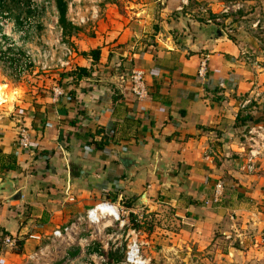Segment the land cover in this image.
<instances>
[{"label":"crops","instance_id":"0c3cea01","mask_svg":"<svg viewBox=\"0 0 264 264\" xmlns=\"http://www.w3.org/2000/svg\"><path fill=\"white\" fill-rule=\"evenodd\" d=\"M168 4L174 13L176 5ZM172 24L185 33L162 36L158 45L126 57L101 51L87 76L74 83L63 76L64 96L45 93L30 104L17 99L11 109L0 108V188L14 191L0 194V264H31L38 241L29 234L55 240V229L70 227L61 235L66 240L83 212L130 196L156 216L169 210L171 223L186 228L194 222L200 233L195 231L189 241L192 248L198 246L194 255L205 240L207 252L220 260L207 258L202 264H231L234 259L243 264L255 254L247 236L252 219L259 216L263 226L258 209L264 193L261 177L256 180L241 170L249 153H243L245 142L238 135L246 125L235 124L240 105L235 96L248 73L245 47L229 37L213 41L206 27L193 21ZM131 65L145 72L148 97L143 100L127 93L125 74ZM201 65L204 75L199 76ZM23 128L30 150L17 143ZM225 177L230 184L210 207L212 184L217 179L226 184ZM233 233L244 237L240 249L229 248L226 255L217 242ZM171 234L181 243L163 244L156 251L160 264H180L172 253L182 258L183 248H190L183 235ZM6 235L21 237V244L5 246ZM82 252L79 248L69 264H76ZM93 255L89 264H100Z\"/></svg>","mask_w":264,"mask_h":264},{"label":"rangeland","instance_id":"374dc122","mask_svg":"<svg viewBox=\"0 0 264 264\" xmlns=\"http://www.w3.org/2000/svg\"><path fill=\"white\" fill-rule=\"evenodd\" d=\"M64 1L67 4L66 17L72 25L66 31L58 23L54 0H20L22 5L10 4V9L3 10L5 12H2L0 0V86L6 98L0 108L6 105L11 109L17 99L30 104L41 94L54 93L56 88L64 85L63 76L67 77V73L74 74L69 79L74 83L82 73L80 63H87L84 68L90 71L92 65H97L102 57L101 51H109V57L115 54L126 57L129 53L146 51L158 45L162 36L185 33V30H173L172 22L193 21L197 23L196 27L218 26L226 37H232L245 47L243 57L248 73L243 78L241 92L235 98L240 104L237 113L241 117H250L238 139L245 142L244 154H250V150H254L258 152V158L251 170H241L257 176L256 180L258 176L261 177V191L264 193V0ZM168 1L176 5L174 13H169ZM7 6L9 4L5 3L4 7ZM17 17L21 24L16 23ZM206 33H210L209 28ZM104 47L108 49L102 50ZM9 48L10 50H6ZM96 48L100 50V54L95 61L90 51ZM22 51L25 56L21 54ZM16 61H21L20 70L14 69L18 67ZM20 107L19 104L16 108ZM243 158L245 161L242 166L246 164L247 157ZM225 180L226 190L230 179L225 177ZM114 204L120 210L118 219L108 217L91 225L85 219L86 210L72 227L73 237L66 240L61 237H56L55 240L42 237L32 247L37 255L30 263L69 264V258L82 248L83 252L76 264L92 263L90 254L93 252L96 258L94 261H99L100 264H125L127 245L136 240L149 264H160L162 260L156 258V251L163 244L173 245L175 240L176 244L181 243L176 236H170V233L183 235L190 245L189 249L183 248L185 253L182 258L172 253L180 264H202L207 258L212 263L220 261L218 255L207 252L210 245L205 249V240L200 244V252L196 251L194 255V248L198 246L192 248L189 242L194 239V232L199 230L194 222L184 224V228L175 221L170 222L171 216L167 213L169 210L163 211V217L155 216V211L139 204H131L125 198H120ZM213 206L214 204L210 205ZM258 210L264 216V204ZM252 220L254 222L251 221L253 226L249 227L247 243L256 252L253 251L254 255H247L243 264H264V223L261 226L259 216ZM151 226L152 229H149ZM181 229L184 231H179ZM196 234L200 233L196 231ZM243 237L236 233L229 238L221 235L217 246L227 255L229 248L240 249ZM178 248L181 249V246ZM221 259L227 262L225 257ZM231 264L240 262L234 259Z\"/></svg>","mask_w":264,"mask_h":264},{"label":"built area","instance_id":"2783aa9c","mask_svg":"<svg viewBox=\"0 0 264 264\" xmlns=\"http://www.w3.org/2000/svg\"><path fill=\"white\" fill-rule=\"evenodd\" d=\"M81 22H84L81 20ZM198 75H204V66H200L198 70ZM145 72L137 67L136 65H131L125 74V79L128 83L127 93L137 100H143L148 97V89L145 84ZM54 95L56 97L64 96L65 93L60 88L54 90ZM17 143L21 149L30 150V140L26 129H20L18 133ZM258 155L257 151L251 150L249 157L246 158V164L242 166V169L251 170L253 166V159ZM225 192V183L221 179L214 180L212 184V197L210 202L212 204H218L222 195ZM120 214L119 208L111 201H102L89 208L86 211L85 219L87 223L95 225L100 223L103 219L108 217H113L118 219ZM70 227L57 228L53 231L54 237H61L62 233L66 234ZM29 239L40 241L41 237L35 234H29ZM3 244L8 247L17 246V238L6 235L3 237ZM125 264H149L148 259L145 258L141 251L140 245L136 240L132 241L127 245V250L125 252Z\"/></svg>","mask_w":264,"mask_h":264},{"label":"trees","instance_id":"16d2710c","mask_svg":"<svg viewBox=\"0 0 264 264\" xmlns=\"http://www.w3.org/2000/svg\"><path fill=\"white\" fill-rule=\"evenodd\" d=\"M2 1V12H5L3 10H7V9H10V4L12 6H19V5H22L23 3H20V0H1ZM55 1V6L57 8V13H58V23L60 25V27L63 29V31L65 30H69L72 28V25H71V22L68 21L67 17H66V11H67V4L64 0H54ZM7 3L9 4V6L7 7H4V4ZM16 23L17 24H21V22L19 21V18L17 17L16 19ZM231 40H235L233 39L232 37H230ZM12 45V44H11ZM12 48H15L14 46H10ZM6 50H10L9 49H6ZM91 53V56L93 58V60H98L99 59V54H100V50L98 48L96 49H92L90 51ZM23 56H25L24 52L22 51L21 53ZM11 60V59H10ZM25 59L23 60V64L25 65ZM18 62L17 64V68H14V69H21V61H16ZM15 63V62H14ZM13 63L10 61V65H12ZM92 70V69H91ZM90 70V71H91ZM80 71L82 72L81 74H79L78 76L80 75H85L87 76L88 75V69L82 67L80 68ZM67 75L70 77H74V74L73 73H67ZM68 83H71L70 81H68ZM70 85V84H69ZM70 95V94H69ZM71 96V95H70ZM250 115H247L245 117H241L239 114L236 115V118H235V124H238V125H246V121L249 119ZM105 142V141H104ZM105 144L107 143H103L101 144V146H104ZM96 146L97 143L95 141H91V146ZM130 202L131 204H133L135 201H136V198L134 196H130ZM155 213V212H154ZM155 216H156V213H155ZM149 229H152V226L149 227ZM21 241H22V238L21 237H18L17 238V244L20 245L21 244Z\"/></svg>","mask_w":264,"mask_h":264},{"label":"water","instance_id":"95a60500","mask_svg":"<svg viewBox=\"0 0 264 264\" xmlns=\"http://www.w3.org/2000/svg\"><path fill=\"white\" fill-rule=\"evenodd\" d=\"M208 28L210 29V33L207 35L211 40L216 41L219 39H224L226 38V35L221 31V29H219L218 26H208L206 27V31H208ZM7 186H4L3 188H6ZM13 189H5V190H1L0 188V194H5V195H11L13 193ZM19 196V195H17ZM22 235V233L20 234Z\"/></svg>","mask_w":264,"mask_h":264},{"label":"bare ground","instance_id":"6f19581e","mask_svg":"<svg viewBox=\"0 0 264 264\" xmlns=\"http://www.w3.org/2000/svg\"><path fill=\"white\" fill-rule=\"evenodd\" d=\"M4 91V90H3ZM2 91V87L0 86V103L5 102L6 98L4 92ZM8 100V99H7Z\"/></svg>","mask_w":264,"mask_h":264}]
</instances>
